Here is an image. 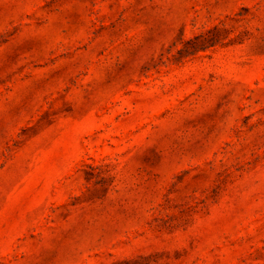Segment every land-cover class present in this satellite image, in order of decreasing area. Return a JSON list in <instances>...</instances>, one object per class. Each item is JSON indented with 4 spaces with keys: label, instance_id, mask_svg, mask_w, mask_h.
Here are the masks:
<instances>
[{
    "label": "rangeland",
    "instance_id": "1",
    "mask_svg": "<svg viewBox=\"0 0 264 264\" xmlns=\"http://www.w3.org/2000/svg\"><path fill=\"white\" fill-rule=\"evenodd\" d=\"M0 264H264V0H0Z\"/></svg>",
    "mask_w": 264,
    "mask_h": 264
}]
</instances>
